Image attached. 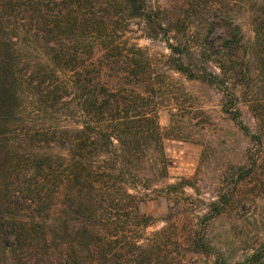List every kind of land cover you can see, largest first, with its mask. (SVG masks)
I'll return each mask as SVG.
<instances>
[{"label":"trees","instance_id":"16d2710c","mask_svg":"<svg viewBox=\"0 0 264 264\" xmlns=\"http://www.w3.org/2000/svg\"><path fill=\"white\" fill-rule=\"evenodd\" d=\"M197 1L201 7L216 3ZM251 1L258 50L264 46V0ZM121 5L123 17L113 14ZM129 12L152 36L161 28L144 0H0V249L5 246L12 264L175 261L181 245L168 228L143 242L135 235L151 224L138 210L151 191L149 177H165L167 170L163 161L147 166L152 153L162 154L151 97L156 67L142 49L121 48L107 32ZM213 24L222 25L224 34L210 52L203 51L216 72L194 73L183 50L170 45L167 63L187 79L219 87L227 101L223 112L259 146L247 153V165L231 169L219 201L212 203L211 214L219 215L226 191H241L263 171L264 126L251 134L241 120L238 88L251 82L241 28L231 19ZM23 38L27 50L44 49L45 61H19ZM128 78L150 85L147 93H136ZM261 93L264 99V88ZM251 102L258 121L264 110L258 99ZM44 150H64L66 156ZM189 247L203 248L193 236Z\"/></svg>","mask_w":264,"mask_h":264},{"label":"rangeland","instance_id":"374dc122","mask_svg":"<svg viewBox=\"0 0 264 264\" xmlns=\"http://www.w3.org/2000/svg\"><path fill=\"white\" fill-rule=\"evenodd\" d=\"M144 2L161 25L155 28V36L140 17L132 18L130 12L125 14L127 20L107 26V32L116 35L114 40L121 48L139 47L156 67L151 79L155 92L151 97L162 136V154L158 158V153H152L147 166L157 168L163 161L167 175L149 177L151 191L139 203L138 210L151 224L136 230L135 235L143 242L168 228L181 245L173 264H264V169L258 177L244 183L241 191H226L225 210L219 215L211 214L212 203L219 201L223 193L220 189L231 169L247 165V153L259 150V146L223 112L227 101L219 87L187 79L172 71L167 63L172 54L169 47H180L184 63L194 73L216 72L208 52L224 34V28L213 23L231 19L242 31L241 54L251 80L249 88L244 86L246 82L238 88L241 120L251 134L259 133L264 116L257 121L250 109L255 107L251 101L258 99L264 110V99L260 96L264 88V46L257 50L254 45L252 1H211L213 9L208 8L210 4L197 6V0ZM123 11L121 5L113 14L123 17ZM212 28L214 31H209ZM18 43L22 47L19 61L38 63L47 58L39 45H30L32 48L27 50L29 44L24 38ZM132 81L128 78L126 83L136 93H147L150 85L143 88ZM254 91L256 94L251 96ZM60 123L67 125L63 120ZM263 149L261 146L260 150ZM46 153L66 156L64 150ZM168 186L176 189L168 190ZM191 236L203 246L198 252L189 247ZM4 248L3 245L0 249V264H12Z\"/></svg>","mask_w":264,"mask_h":264}]
</instances>
